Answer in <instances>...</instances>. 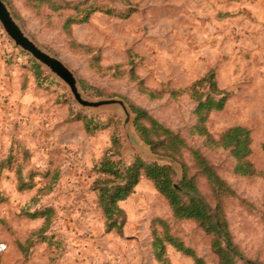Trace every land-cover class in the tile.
I'll return each mask as SVG.
<instances>
[{"label": "rangeland", "instance_id": "rangeland-1", "mask_svg": "<svg viewBox=\"0 0 264 264\" xmlns=\"http://www.w3.org/2000/svg\"><path fill=\"white\" fill-rule=\"evenodd\" d=\"M53 2L67 7L54 10ZM7 3L39 45L60 57L92 92L101 93L89 95L79 82L87 97L121 98L128 108L131 101L203 151L239 195L225 202L236 242L247 257L264 263V0ZM93 6L101 9L88 21L64 29L69 16L83 18ZM33 59L0 22V246L6 245L0 264H164L153 247L154 229L163 230L157 219L207 264H218L212 236L193 220H177L147 178L120 202L126 214L122 233L106 230L94 189L95 166L110 151L116 124L122 141L117 158L132 162L141 156L172 164L177 181L181 164L152 153L135 129L130 108L124 127L118 104L81 107L69 87L36 60L46 72L37 78ZM210 70L230 96L223 110L209 115L208 127L216 137L234 125L251 129L256 176L237 174L230 150L212 148L191 133L196 104L184 90ZM132 71L152 89L183 92L151 98L141 91L140 80L132 79ZM83 115L94 118L93 134L79 118ZM185 156L191 164L190 154ZM199 181L212 199L205 179ZM167 255L170 264H196L170 244Z\"/></svg>", "mask_w": 264, "mask_h": 264}, {"label": "trees", "instance_id": "trees-1", "mask_svg": "<svg viewBox=\"0 0 264 264\" xmlns=\"http://www.w3.org/2000/svg\"><path fill=\"white\" fill-rule=\"evenodd\" d=\"M5 1L9 2V0ZM49 4L57 11L67 7V5L56 2ZM100 9L99 6L89 8L83 18L76 15L69 16L64 23V29L67 32L71 31L74 24L88 21L92 14ZM15 16L18 18V15ZM33 65L37 78L46 74L43 67L34 59ZM131 75L133 80H140L141 91L151 98H161L167 92L173 96L183 92V90L175 89H152L146 86L144 80L139 78L134 71ZM79 82L87 94H101L99 91L92 92V87L86 81L81 79ZM184 91L189 93L196 104L193 112L197 117V122L192 127L191 133L204 138L206 144L212 148L230 150L236 161L234 171L237 174L247 177L258 175L260 171L251 160L253 136L249 127L230 126L218 137L214 136L208 127L209 115L212 112L223 110L230 96L229 91L219 86L215 71L210 70L196 79ZM127 103L134 114V126L141 140L156 156L179 162L183 172L177 181V172L172 164L161 163L158 160L149 161L141 156H136L132 162L117 158L122 141L120 128L118 129L116 124L113 129L110 151L95 166L99 178L94 182V189L97 191L98 203L106 217V230H117L122 233L126 214L120 202L134 193L142 178H147L165 197L177 220H193L212 236L211 247L218 257V264H239V262L264 264L247 257L236 242L230 227L225 202L228 198H239V195L222 177L209 158L201 149L190 145L184 136L163 124L147 109L128 100ZM79 118L83 120L87 132L93 134L96 131L97 125L93 126V117L83 115ZM262 146L264 150V142ZM187 152L190 154L191 164L186 160ZM201 177L205 179L212 199L204 193L199 181ZM242 202L252 205L243 198ZM34 215L37 216L38 213ZM155 222L163 226V230H159L158 227L154 229L153 242L156 256L161 262L170 264L167 255V245L170 244L191 257L196 264H207L194 248L189 247L180 237L171 232L166 221L157 219Z\"/></svg>", "mask_w": 264, "mask_h": 264}, {"label": "water", "instance_id": "water-1", "mask_svg": "<svg viewBox=\"0 0 264 264\" xmlns=\"http://www.w3.org/2000/svg\"><path fill=\"white\" fill-rule=\"evenodd\" d=\"M0 22L15 45L30 53L49 72L62 80L70 89L76 102L83 108L98 109L109 105H120L124 110V127L131 120V112L124 99L87 97L80 89L75 72L57 55L48 51L29 35L13 14L9 4L0 0Z\"/></svg>", "mask_w": 264, "mask_h": 264}, {"label": "built area", "instance_id": "built-area-1", "mask_svg": "<svg viewBox=\"0 0 264 264\" xmlns=\"http://www.w3.org/2000/svg\"><path fill=\"white\" fill-rule=\"evenodd\" d=\"M5 248H6V245L5 244L1 245L0 246V251L4 250Z\"/></svg>", "mask_w": 264, "mask_h": 264}]
</instances>
